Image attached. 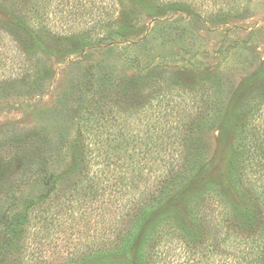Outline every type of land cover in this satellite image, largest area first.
Listing matches in <instances>:
<instances>
[{
  "label": "trees",
  "instance_id": "trees-1",
  "mask_svg": "<svg viewBox=\"0 0 264 264\" xmlns=\"http://www.w3.org/2000/svg\"><path fill=\"white\" fill-rule=\"evenodd\" d=\"M119 1L150 9L148 0ZM185 4L194 9L197 2ZM63 10L74 17L68 32L82 33L76 42L83 44L73 52L101 48L134 29L110 19L95 33L105 21L86 0H0L6 18L0 19V94L9 92L8 84L15 91L42 89L37 79L46 77L39 66V55L47 52L43 37L73 38L51 33ZM103 12L109 15L108 8ZM263 65L243 79L246 88L254 87L232 104L228 122L221 105L209 104L219 105L212 95L226 94L218 80L200 85L202 93L196 94L198 85L181 86L177 70L154 64L130 77L93 62L80 75L71 70L53 109L56 115L64 112L68 126L54 129V137L39 126L0 139V192L11 203L0 206V264H116L117 258L121 264H157L173 255L185 256L183 264H264V135L254 124L257 103L264 106ZM210 130L229 134L225 168L216 176L207 172L203 157L202 136ZM76 134L95 139L101 168L91 163L86 142ZM2 164L16 176L3 177ZM25 187L33 199L23 196ZM62 192L83 206L84 240L82 249L57 261L46 255L44 244L35 247L24 235L31 220L45 219L44 208L36 207ZM176 200L180 204L170 208ZM93 214L98 232L86 234Z\"/></svg>",
  "mask_w": 264,
  "mask_h": 264
},
{
  "label": "rangeland",
  "instance_id": "rangeland-1",
  "mask_svg": "<svg viewBox=\"0 0 264 264\" xmlns=\"http://www.w3.org/2000/svg\"><path fill=\"white\" fill-rule=\"evenodd\" d=\"M168 1L170 0L163 2L148 0L146 3L150 9L143 10L132 2L125 5L124 2L115 0L113 6L112 0H86L87 6L96 9L95 16L102 12L101 17L97 18L99 14L96 18L105 21V26L95 30V33L103 31L110 19L115 20L116 23L120 21L128 23L134 29L123 39L112 38L108 40L111 42L105 43L101 48H85L79 52H73V49L78 48L80 43L83 44L81 40L76 42L77 36L82 33H69L66 27L70 23H75L74 17L65 10L56 13L62 14L63 17L51 27V33L54 31L60 34L66 33L73 38L43 37V44L48 53L45 51L39 55V66L46 69L44 73L46 77L37 79L40 83H44L40 91L36 88L25 89L24 92L15 91L8 84L9 92L0 94V139L9 132H19L39 126L44 127L45 131L48 130V135L54 137V129L68 126L70 123L65 124L64 112L56 115L53 109L63 90L69 85L70 71L73 70L80 75L83 72L82 68L88 62L99 65V68L107 73L128 77L137 75L141 67H148L151 64L167 72L177 70L175 78L180 81L181 86L182 84L186 87L198 85L199 91L196 94L202 93L200 85L221 81V89L226 91V94L219 91V95H212L219 105L210 99L209 104L214 108L221 105L223 114L226 111L225 117L228 122L230 111L234 107L232 104L237 103L246 91L254 87L246 88L247 82L243 79L264 61V0H229V2L228 0H195L197 5L194 9L184 7L190 0H179V5H168ZM107 8L110 16L103 15V11L106 12ZM152 8L154 10H151ZM4 16L0 12V19H6ZM76 19L79 22L83 21L82 16ZM85 19L89 20L86 16ZM164 30L170 33V38L165 35ZM241 53L246 58L241 57L239 55ZM262 68L264 69V65ZM37 77L39 76L36 75ZM227 98L230 103L227 102ZM257 104L254 124L259 126H256L258 131L264 135V106L259 108V103ZM223 124L226 126V123ZM76 136L80 143H88V146L86 143L85 145L91 163H95V168H101L103 163L97 162L100 161V157L96 149L97 144L94 143L95 139L87 136L82 140L77 134ZM56 138L58 137H55V143ZM202 138H204L203 157L207 162L206 166L208 165L207 172L216 176L221 167L222 170L225 168L222 159L229 144V134L210 130ZM255 158L259 159L258 156ZM260 161L264 165V153L260 156ZM199 162L200 167L203 162ZM11 167H14V163H11ZM8 169L6 170L5 165H1L3 177L10 180L16 175H13V170L8 172ZM260 183H263L261 179ZM23 196L33 199L34 194L31 189L25 187ZM9 199V196L0 192L1 207L11 205ZM46 200L44 204L36 207L37 210L44 208L45 219L36 217L31 220L24 236L35 247L44 244V248H47L46 255L61 261L73 251L83 248L85 212L73 195L63 192L54 193ZM180 202L178 200L172 202L170 208L177 207ZM94 220L93 214V219L86 222V226L89 227L86 234L98 232L96 225L93 226ZM3 234L4 231L0 227V243ZM90 236H86V241L92 240ZM197 240L192 239V241ZM172 258L158 261L157 264H183L181 262L185 260V256L173 255ZM203 263H205L204 259ZM116 264H121L120 258L116 259Z\"/></svg>",
  "mask_w": 264,
  "mask_h": 264
}]
</instances>
